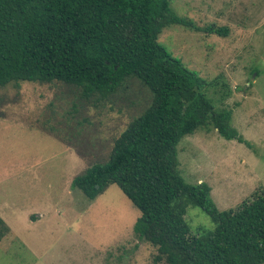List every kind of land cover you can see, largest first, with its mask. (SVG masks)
Here are the masks:
<instances>
[{"label": "rangeland", "instance_id": "rangeland-1", "mask_svg": "<svg viewBox=\"0 0 264 264\" xmlns=\"http://www.w3.org/2000/svg\"><path fill=\"white\" fill-rule=\"evenodd\" d=\"M171 7L199 27L229 30L220 37L173 26L158 42L186 69L217 79L206 96L232 112L250 144L209 127L177 146L184 180L207 183L219 210L235 208L264 190V0H172ZM79 92L28 82L0 90V218L11 229L0 240V264H155L156 248L133 233L140 213L116 185L93 201L71 187L108 158L150 96L136 80L101 103ZM185 220L192 233L213 226L198 207L189 206Z\"/></svg>", "mask_w": 264, "mask_h": 264}, {"label": "trees", "instance_id": "trees-1", "mask_svg": "<svg viewBox=\"0 0 264 264\" xmlns=\"http://www.w3.org/2000/svg\"><path fill=\"white\" fill-rule=\"evenodd\" d=\"M172 0H0V90L22 82L61 83L95 103L121 95L136 80L150 96L114 140L108 158L71 181L93 201L116 185L138 209L133 233L156 248L155 264H264V190L235 208L219 210L211 187L188 183L179 172L177 146L212 127L227 141L250 146L217 110L205 80L158 42L179 26L226 37L228 28L180 17ZM257 73V72H256ZM200 208L211 229L194 233L185 220ZM10 232L0 218V240Z\"/></svg>", "mask_w": 264, "mask_h": 264}, {"label": "crops", "instance_id": "crops-1", "mask_svg": "<svg viewBox=\"0 0 264 264\" xmlns=\"http://www.w3.org/2000/svg\"><path fill=\"white\" fill-rule=\"evenodd\" d=\"M4 221V220H3ZM5 222V221H4ZM6 223V222H5ZM8 226V225H7ZM9 227V226H8ZM9 229H10V227H9ZM10 231H11V229H10Z\"/></svg>", "mask_w": 264, "mask_h": 264}]
</instances>
